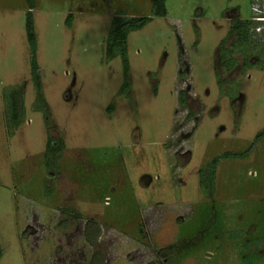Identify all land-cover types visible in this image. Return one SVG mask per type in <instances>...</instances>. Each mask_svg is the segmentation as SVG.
<instances>
[{
  "label": "rangeland",
  "instance_id": "obj_1",
  "mask_svg": "<svg viewBox=\"0 0 264 264\" xmlns=\"http://www.w3.org/2000/svg\"><path fill=\"white\" fill-rule=\"evenodd\" d=\"M253 1L167 0L129 34L126 73L110 33L152 0H37L35 56L27 1L0 0V264H264V138L209 177L264 131L263 43L233 70L221 48ZM50 136L65 148L47 156Z\"/></svg>",
  "mask_w": 264,
  "mask_h": 264
},
{
  "label": "trees",
  "instance_id": "obj_2",
  "mask_svg": "<svg viewBox=\"0 0 264 264\" xmlns=\"http://www.w3.org/2000/svg\"><path fill=\"white\" fill-rule=\"evenodd\" d=\"M29 7V12L27 13V19H26V31L28 36V41L31 47V52L35 56L36 49H37V37L35 33V24H34V15L32 10H34L37 7V0H26ZM255 1V0H254ZM253 1V3H254ZM167 0H152V16L150 17H142V18H128L121 23L114 26L112 29L109 41L112 43V45L121 46V57L124 62V68L125 72L129 73V58H128V37L129 34L138 30H142L145 28L154 17H166L168 14L167 9ZM71 17L69 18V22H71ZM255 24L252 20L243 21L238 18L237 20H234L230 37L234 39L233 43V50L225 46V42H222L221 48L224 50L226 49V53L230 54V59L225 60V65L228 69H235L236 65L238 64L236 58L234 57L237 51L239 52L242 47H245L244 45H252L253 43L261 44L264 46V40L257 36L253 32ZM232 33V36H231ZM255 40H254V39ZM260 46V45H259ZM258 46H256L257 49ZM230 49V50H229ZM260 51V50H259ZM231 52V53H230ZM264 54V50L261 51ZM246 64H251L250 62ZM259 65V64H258ZM33 71L38 74V64L36 61V58L33 57ZM261 69H264V64L262 66L259 65ZM37 80L39 81V75L37 76ZM125 84L124 88L126 89L128 86ZM43 97V96H42ZM6 110H5V116L7 117V126L9 131H13L15 129H18L24 122V110H25V102H24V96H23V90L15 91L12 94L11 100H9L6 97ZM43 99V98H42ZM182 102H185V96L181 95ZM45 102V100L43 99ZM113 107L111 108V110ZM264 138V131L260 132L256 136V142L253 143L246 151L244 152H226L220 157H217L213 160L211 163L209 170L210 174L209 177L212 179V181H215L216 179V173H217V167L218 163L222 159H230V158H245L249 156L253 150L256 148L257 142L262 140ZM60 148V150H63L65 148V142L63 140H60L55 137H49L48 140V146H47V156H50L55 149ZM55 163V162H52ZM204 187V186H203ZM79 217V216H77ZM66 227V226H65ZM86 238L95 246L98 244L99 237L101 235V226L98 222L95 220H88L86 225ZM2 256L1 250H0V258ZM90 264H104L103 263V254L95 253L94 256H92V259L90 261Z\"/></svg>",
  "mask_w": 264,
  "mask_h": 264
},
{
  "label": "built area",
  "instance_id": "obj_3",
  "mask_svg": "<svg viewBox=\"0 0 264 264\" xmlns=\"http://www.w3.org/2000/svg\"><path fill=\"white\" fill-rule=\"evenodd\" d=\"M252 21L255 26L253 32L264 40V1L255 0L252 4Z\"/></svg>",
  "mask_w": 264,
  "mask_h": 264
}]
</instances>
